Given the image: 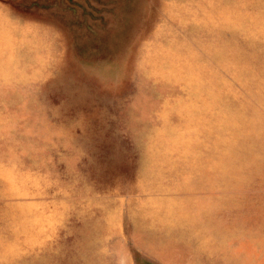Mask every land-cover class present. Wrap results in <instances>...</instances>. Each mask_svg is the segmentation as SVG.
I'll return each mask as SVG.
<instances>
[{
  "label": "rangeland",
  "instance_id": "1",
  "mask_svg": "<svg viewBox=\"0 0 264 264\" xmlns=\"http://www.w3.org/2000/svg\"><path fill=\"white\" fill-rule=\"evenodd\" d=\"M0 264H264V0H0Z\"/></svg>",
  "mask_w": 264,
  "mask_h": 264
}]
</instances>
